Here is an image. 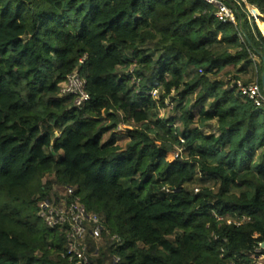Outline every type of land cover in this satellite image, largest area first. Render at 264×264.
Segmentation results:
<instances>
[{
  "label": "trees",
  "instance_id": "16d2710c",
  "mask_svg": "<svg viewBox=\"0 0 264 264\" xmlns=\"http://www.w3.org/2000/svg\"><path fill=\"white\" fill-rule=\"evenodd\" d=\"M222 1L235 23L207 0H0V264H71L38 215L53 182L75 186L122 238L104 237L91 264L264 259V103L211 81L253 66L264 89V34L241 0ZM247 2L264 22V0ZM76 68L91 95L79 107L60 92ZM172 91L183 129L157 117ZM128 119L138 126L123 149L115 129ZM175 144L182 155L170 160ZM199 172L217 193L186 188Z\"/></svg>",
  "mask_w": 264,
  "mask_h": 264
},
{
  "label": "built area",
  "instance_id": "2783aa9c",
  "mask_svg": "<svg viewBox=\"0 0 264 264\" xmlns=\"http://www.w3.org/2000/svg\"><path fill=\"white\" fill-rule=\"evenodd\" d=\"M207 1L217 6L216 16L220 21L236 22L232 7L222 0ZM84 59L85 57L80 61L83 62ZM230 81L232 87L253 101L256 106L264 103V89L261 88L258 79L245 82L231 77ZM60 92L62 95H72L74 105L78 107L91 99L86 89V79L78 68L67 76ZM152 93H158V90L154 89ZM180 141L185 142L183 137H180ZM182 150L183 147L180 146L174 151V158L181 156ZM166 190L170 191L169 188ZM44 192V195L38 196V215L48 228L59 230L64 239L62 256L71 264H91L95 254L104 247V237L108 238L109 243L114 247L122 243V238L112 232L99 213L88 210L75 186L53 182L51 188L45 189ZM227 222L241 223V219L228 218ZM119 260V257L114 258L115 262Z\"/></svg>",
  "mask_w": 264,
  "mask_h": 264
},
{
  "label": "rangeland",
  "instance_id": "374dc122",
  "mask_svg": "<svg viewBox=\"0 0 264 264\" xmlns=\"http://www.w3.org/2000/svg\"><path fill=\"white\" fill-rule=\"evenodd\" d=\"M246 7V5H245ZM247 10V8H246ZM249 13V12H248ZM260 22H262L261 18L258 17ZM263 24V23H261ZM263 31H264V26L262 27ZM226 45H223L222 47H220L219 49H224ZM236 47H230V51L231 52H235ZM256 61L258 63V65H260V60L259 58L255 57ZM134 64H131L129 66L126 67H119L117 69L118 74H123V73H128L131 69H133ZM252 67V66H251ZM200 73H202V71L199 69L198 70ZM248 73V72H247ZM264 73V72H263ZM235 73H226V74H220V75H215L213 77H211V81H214L215 79H223L226 83L228 87H231V81L230 78L234 77ZM252 75V74H250ZM257 75L254 73L253 76V80L257 79ZM262 82H263V75H262ZM157 90H159L158 88H156ZM154 90V89H153ZM198 89L195 90L193 93H190L189 95H187V98L191 101L194 102L196 97H197V93H198ZM153 96H155L156 98L159 96V93H152ZM177 96L175 91H172L170 97H168L165 101V106H161L159 108L158 115L157 117L162 119V120H167L169 121V124L175 125L178 129H183L185 127V124L183 123V121H181V114H182V108L181 105L178 106V102L174 101L172 97ZM178 106V108L176 107ZM195 112V110H194ZM103 117H104V122L106 124L110 123V118L108 117V115L106 113H103ZM180 118V119H179ZM156 117L154 118V121L151 122L150 124V129L149 132L154 135L155 132L161 131V124L157 125L155 122ZM197 120V119H196ZM200 122L198 121L193 122L190 126L191 127H195V126H199L201 128L202 131L204 132H211V129L206 126V125H202L199 124ZM138 125H136L135 123H133L130 119L126 120L125 123H121L118 128L115 129L116 131V135L118 137V144L124 149L127 146V143L129 141V136H128V132L130 129L132 128H136ZM112 131L105 133L104 135V140L108 139L110 134ZM178 148H180V146L178 144H175V147L173 148L172 151H170V153L168 154V159L172 160L174 158L173 152L176 151ZM48 175L50 177H54L56 175V167L53 166L52 170L48 173ZM186 188L193 192V193H201L203 192L204 189H210L214 194L218 192V189L220 187V183L219 181L215 180V179H211L209 176H207L206 174L203 173H197L193 179H191L186 185ZM233 192L238 193V190H234ZM257 262L258 264H264V259L262 256L257 258Z\"/></svg>",
  "mask_w": 264,
  "mask_h": 264
},
{
  "label": "crops",
  "instance_id": "0c3cea01",
  "mask_svg": "<svg viewBox=\"0 0 264 264\" xmlns=\"http://www.w3.org/2000/svg\"><path fill=\"white\" fill-rule=\"evenodd\" d=\"M255 10L258 12V15H256V23H257L258 27L260 28V30L262 31V33L264 34V31L261 28V25H262L261 23H263V25H264V22L263 21L260 22L258 17H260L261 14L259 13V11L257 9H255ZM256 72H257V70L254 69L253 66L252 67L249 66L246 72L238 73L239 77H237V78L242 79L243 81L249 82V81L253 80L254 73L256 74ZM250 74H252V75H250Z\"/></svg>",
  "mask_w": 264,
  "mask_h": 264
},
{
  "label": "water",
  "instance_id": "95a60500",
  "mask_svg": "<svg viewBox=\"0 0 264 264\" xmlns=\"http://www.w3.org/2000/svg\"><path fill=\"white\" fill-rule=\"evenodd\" d=\"M244 5H246V8L249 12V16L251 17V19H253L256 22V14L253 10V7L247 2V0H241ZM263 87H264V73H263ZM262 246L264 247V243H262Z\"/></svg>",
  "mask_w": 264,
  "mask_h": 264
}]
</instances>
